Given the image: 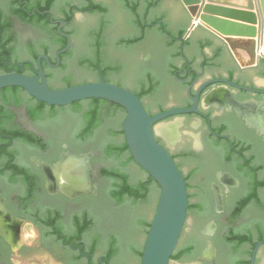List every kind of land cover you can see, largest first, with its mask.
Masks as SVG:
<instances>
[{
    "label": "water",
    "instance_id": "water-1",
    "mask_svg": "<svg viewBox=\"0 0 264 264\" xmlns=\"http://www.w3.org/2000/svg\"><path fill=\"white\" fill-rule=\"evenodd\" d=\"M25 1L32 9L47 10L34 12L48 14L50 21L52 12L57 17H68L71 9L75 25L70 31L76 32L75 51L80 56L79 65L83 66L74 65L71 77L81 84L71 85L67 79L66 85L70 86L49 88L40 67L41 59L48 62L43 56L37 59L35 77L11 72L0 74V90L20 88L36 102L46 105L44 123L61 124L52 131L58 145H69L71 135L86 121V114L80 109L81 106L87 109L89 104L83 101L103 100L124 110L107 117V125L115 128L109 131L122 133L119 142L113 143L108 139L109 134L100 133L92 146L96 150L102 147L99 154L103 160L97 169L100 186L95 198L96 212L93 218L87 219L89 233L86 238L91 249L106 256L113 250L112 264H264V100L258 102L253 95L238 91L264 94L261 90L264 89V24L262 29L259 24L257 34L253 28L209 17L206 14L221 11L203 8L200 0H91L103 13L91 12L90 17L79 12L86 7V0ZM206 1L217 4L214 0ZM255 3L257 7L252 0H246L240 7L245 11L240 13L224 11L226 18L239 16L241 22L255 25L256 16L252 12L264 20V0H255ZM224 6L229 7L228 4ZM18 11L13 0L0 1L3 24L11 25L18 20ZM53 23L58 24V33L66 39L64 48L55 54L58 64L59 55L69 49L71 40L60 32L66 22L59 19ZM184 64L198 72L204 69L200 81L212 79L194 90L196 77L186 89L185 83L174 78ZM84 67L94 70L95 74L99 73V68L107 82L102 77L98 81V77ZM89 80L95 82H87ZM216 83L234 89L221 84L212 86L201 100V110L208 115L215 131L230 135L244 157L210 135L204 121L196 116L201 115L199 100L203 89ZM186 94L191 104L182 107L188 104ZM138 96L150 113L180 108L149 115ZM230 100L235 102L228 103ZM77 102L80 103L74 104ZM83 128L80 127L79 133ZM95 133L96 130L93 135ZM221 137L228 139L225 135ZM156 138L171 152L184 175L190 177L188 192L182 172ZM124 143L128 151L116 154V161L105 155L110 146ZM204 143L208 148L209 145L217 147L218 162L225 171L234 167L237 179L232 200L224 205V223L213 233L209 232V236L205 231L198 232L218 217H195L209 205L202 198L204 188L193 179L198 166L190 161L195 152L203 149ZM24 156L38 158L40 154L30 149L24 150ZM62 172L63 182L81 184L80 167ZM110 172L124 176L132 187L145 181L147 175L158 189L151 184L148 198L137 200L124 196L117 202L114 195L118 194L121 184L109 177ZM198 179L201 183V177ZM224 192L229 194L230 189L227 187ZM187 208L191 210L188 217ZM46 216L49 221H55L56 229H65L60 222L64 215L59 206L49 209ZM40 230L43 235L52 234L50 228L40 227ZM33 231L36 237L38 232ZM258 242L254 261L256 248L252 257L251 254ZM48 248L51 255L60 256L57 247L48 245ZM184 249L188 251L186 257L170 260L173 252L177 254ZM40 254L45 253L42 250L34 253L35 256ZM119 254L125 259L123 263ZM47 264H52L50 259Z\"/></svg>",
    "mask_w": 264,
    "mask_h": 264
},
{
    "label": "flooded vegetation",
    "instance_id": "flooded-vegetation-1",
    "mask_svg": "<svg viewBox=\"0 0 264 264\" xmlns=\"http://www.w3.org/2000/svg\"><path fill=\"white\" fill-rule=\"evenodd\" d=\"M15 3L19 10L18 13L22 10L29 15L30 19H34V21H22L20 18H17L18 20H14L11 25L0 24V74L11 72L23 74L28 77H35L37 75V59L45 56L48 62L41 59L40 67L45 75L49 88L58 89L70 86L69 84L66 85L67 79L71 81V85L81 84L80 81H73L71 77V69L74 65L83 67L79 65L78 61L80 56L77 51H75L76 43L74 41V35L76 32L70 31L71 26L73 27L75 25V17L71 9L68 11V17H57L51 11L52 21H50L48 14H38L34 12L38 9L30 8L27 1L18 0V2ZM79 12L89 17L93 15L92 13L85 12L83 8ZM59 19L66 22V25L60 29V32L70 37L71 45L65 53L59 55V62L57 64L55 54L63 49L66 44V39L57 31L58 24L53 23ZM182 58L188 61L184 56H182ZM84 68L88 72L94 74L96 78L98 77V81L101 77L105 80V76L99 68V73L97 72L96 74L94 70L87 67ZM203 75L204 69L198 72L196 69L189 68L184 64L176 71L174 78L179 82L185 83L187 89L188 84L197 77L194 83L195 90L206 81L212 79L200 81ZM186 78L187 81H183ZM39 82H41V79H39ZM87 82L95 81L89 80ZM220 84L225 85L216 83L203 89L199 100V111L201 115H183H196L201 118L210 135L214 136L219 141L225 142V145L233 153L244 157V152L238 148V145L234 144L230 135L215 131L212 128L210 118L201 110V100L204 95L211 90L212 86ZM194 90H192L191 93H193ZM238 91L243 95H253V99H257L258 102L264 100V94ZM29 98L30 97L20 88H17V90L12 88L0 90V145L9 142V150L14 153L13 163L24 171L22 174L14 175L13 178L9 171H0V264H47L49 259L52 264H112L110 257L97 254L91 249L88 239L86 238L89 229L84 231L82 235L76 239V242L72 243L69 241L65 243L58 240L53 234L43 235L40 227L49 228L45 226L44 223L49 221L46 215H48L49 209L53 206H59L63 211L64 216L60 219V222L64 224L65 229L62 230L63 232L58 229L57 231L67 238H72L75 233H77L78 225L75 222L83 223L85 219L87 220L94 217L96 212L95 198L97 189L100 186L97 169L101 165L103 158L99 154V149H93L92 146L100 138V133L109 134L108 139L113 143L119 142V135L112 136L109 131L115 128L107 125V117L109 115L114 116L118 110L111 109L107 112L106 109H101V129L99 131L97 129L94 135L91 133L86 137L85 141L79 139V129L85 125L81 124L77 133L71 135L69 145H58L52 131L61 127V124L52 123L47 125L44 121L40 124H36L31 121L27 115L25 104V101ZM234 102L235 101L230 100L228 103ZM190 104L188 99V104L182 107H189ZM143 106L146 110L144 103ZM173 108L180 107H172L165 110ZM80 111L81 113L86 112L84 106L83 108L81 106ZM146 112L149 115L156 114L150 113L147 110ZM159 123H157L156 126ZM17 130L29 132L36 137H40L45 147L40 150L36 146L27 144L22 140L11 138L8 133ZM224 135L227 136L228 139L221 137ZM157 141L166 148L158 139ZM30 149L38 150L40 156L38 158L33 156L26 158L24 156V150L28 151ZM216 152L217 147L209 145L208 148L207 144L204 143L203 149L197 153L195 152L194 159H190L191 162H194L196 166H198L197 174L193 176L194 182L204 188L203 197H201L204 201L206 200L209 205L205 211H202L199 216L195 217L205 218L211 215H216L218 217L217 220L211 219L207 222L206 226L198 232V234H202L203 231H205V234L208 236L211 235L210 233H213V230L216 231L217 227L224 223V216L222 214L224 212V205L232 200L231 194L237 185V179L234 176V171L236 173V170H234L235 168L233 167L231 171L227 170L229 173L225 171L224 167L217 160ZM171 156L173 157L172 154ZM173 159L177 168L182 172L184 180L185 177L187 179L185 182L188 192L190 177L184 175L183 168L177 165V161L174 157ZM244 162H246L245 159L243 160V163ZM5 164L6 159L0 158V168ZM90 166L93 168L91 169ZM78 167H80L82 171L81 184L77 185L76 181L63 182L61 180L60 173H63L62 170H68V168L77 169ZM145 177L146 180L150 179L147 178V175ZM198 177H201V183L198 182ZM227 187L230 189L229 194H225L224 192ZM220 189H222V191ZM220 191L224 194L221 195ZM211 201L213 204H211ZM41 210H43L44 213ZM189 215H191V210L187 208V217ZM27 225H30V227L38 232L35 238L31 235L24 234L25 226ZM186 225L187 223L185 222L183 231ZM50 230L52 232L53 229L50 228ZM30 238H33V240L28 241ZM193 241L196 242V240ZM48 245L57 247L61 252L60 256L51 255V252H47L49 251ZM259 245L260 242H258L252 250L251 257L256 248L254 261ZM37 250H42L46 255L40 254L35 256L34 253ZM227 251L229 250L227 249ZM47 255H49V257ZM183 256L186 257L187 254ZM119 258L121 263L125 261L123 255L119 254Z\"/></svg>",
    "mask_w": 264,
    "mask_h": 264
},
{
    "label": "trees",
    "instance_id": "trees-1",
    "mask_svg": "<svg viewBox=\"0 0 264 264\" xmlns=\"http://www.w3.org/2000/svg\"><path fill=\"white\" fill-rule=\"evenodd\" d=\"M14 2H18V0ZM86 3H87L86 7L83 8L85 12L103 13L102 8L98 5H95L91 0H86ZM17 16L23 21H29V20L34 21V19H30L29 15L23 12L22 10L19 13H17ZM0 24H3V20L1 16H0ZM12 89L17 90V88H12ZM78 103L80 102H77L74 104H78ZM83 103H88L89 107L86 109V112H85L86 121L82 123V124H85L84 128L79 133V139L81 141H85L87 136H89L91 133H93V131L97 130L100 127L101 119H102L100 117L101 112H102L101 109H106L107 112H109L111 109L123 110L119 106L103 101V100L90 99V100L83 101ZM25 104H26L27 115L31 121L35 122L36 124H39L45 120L46 110H47L46 105L40 102H36L31 97L25 101ZM110 133L112 134V136L122 134L121 131H118V132L112 131ZM8 134H10L11 138L22 140L27 144L36 146L40 150L45 147L43 140L40 137H36L32 133L17 130V131L10 132ZM9 146H10L9 142H5L2 145H0V158L6 159V164L2 168H0V171L1 172L9 171L12 174V178H13L14 175L22 174L24 171L23 169H21L20 167L16 166L13 163L14 153L9 150ZM99 149H102V147H100ZM127 151H128L127 147L124 143L122 146H112V147L110 146L109 148H107V150L104 153L106 156H108V158H111L113 161H116V157H115L116 154H121ZM130 161H132L131 157H130ZM109 177L112 179L118 180L121 184L118 194L114 195V198L116 199L117 202L121 201L124 196H128L130 198L137 199V200L146 199L149 196H151L152 191H151L150 185L154 184L157 187L156 183L151 178L145 181H141L140 183H138L136 187H132L127 183L126 178L120 174H117L115 172H110ZM185 180H187L186 177H185ZM44 224L45 226H48L49 228L54 230V231L52 230V234L55 235L58 240H60L61 242H65V243L69 241L72 243L76 242V239L79 238L82 235V233L89 228V222L86 219H85V222L83 223H76L78 225L77 233H75L74 237L67 238L62 233H59L57 229H55V223L53 220L46 221ZM187 253H188L187 249H184L182 252L177 253V254L173 252L170 260H179L181 256ZM113 256H114V251L111 250L109 252L108 257L112 258ZM140 256H141V252H140Z\"/></svg>",
    "mask_w": 264,
    "mask_h": 264
},
{
    "label": "crops",
    "instance_id": "crops-1",
    "mask_svg": "<svg viewBox=\"0 0 264 264\" xmlns=\"http://www.w3.org/2000/svg\"><path fill=\"white\" fill-rule=\"evenodd\" d=\"M202 3H201V6L203 8L205 7H213L215 9H218L219 11H221L220 13H209V14H206L208 15L209 17H215L221 21H228L230 23H233L235 25H244L246 27H250V28H253L255 29V31L257 32L258 34V31H259V24L261 25V28L262 29V25L264 24V20L261 18V16H258V14H255V11H253L252 13L256 16L255 19H256V23L255 25H251V24H246V23H243L241 22L240 20L242 18H239V16H231L230 19H227L226 18V14L224 11L228 10V11H233V12H237V13H240V12H243L245 10H241L240 7H242L245 3L246 0H214L215 2H217V4H211V3H208L206 0H200ZM253 4H254V7H257L256 6V3H255V0H252ZM228 4L229 7H226L224 5ZM191 18V17H190ZM193 19L191 18V23L193 24ZM257 38H255L256 40ZM27 226H30V225H27ZM31 233H34L33 231V228L31 227V230H30Z\"/></svg>",
    "mask_w": 264,
    "mask_h": 264
},
{
    "label": "rangeland",
    "instance_id": "rangeland-1",
    "mask_svg": "<svg viewBox=\"0 0 264 264\" xmlns=\"http://www.w3.org/2000/svg\"><path fill=\"white\" fill-rule=\"evenodd\" d=\"M30 230H31V227H30V226H25V233H24V234H26V235H27V234H28V235H31V236H33V238H35L34 233H31ZM33 238L28 239V241L33 240Z\"/></svg>",
    "mask_w": 264,
    "mask_h": 264
},
{
    "label": "built area",
    "instance_id": "built-area-1",
    "mask_svg": "<svg viewBox=\"0 0 264 264\" xmlns=\"http://www.w3.org/2000/svg\"><path fill=\"white\" fill-rule=\"evenodd\" d=\"M193 24H194V22H193Z\"/></svg>",
    "mask_w": 264,
    "mask_h": 264
}]
</instances>
